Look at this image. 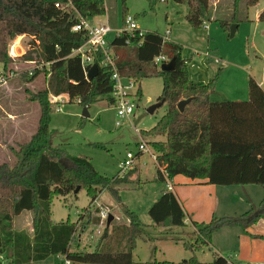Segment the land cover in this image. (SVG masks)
Segmentation results:
<instances>
[{"label":"trees","instance_id":"obj_1","mask_svg":"<svg viewBox=\"0 0 264 264\" xmlns=\"http://www.w3.org/2000/svg\"><path fill=\"white\" fill-rule=\"evenodd\" d=\"M147 1L152 7L157 0ZM173 1L187 4V21L194 27L216 16L218 7L212 9L208 0ZM257 1L246 0V8ZM104 14L103 0H0V64L5 68L7 62H12L7 55L10 40L30 37L33 48L17 61L41 66L33 69L28 81L40 74L47 76L46 88L29 98L40 108L35 133L28 143L18 145V150L13 152L12 167L0 164V264H35L50 256H58L69 264H140L133 260L132 253L148 228H185L182 208L166 188L147 211L151 225L143 224L125 207L123 214L127 223L106 224L90 251L80 249L76 239L79 221L55 223L51 220V202L73 194L77 187L79 191L85 189L91 204L102 191L109 192L119 202V189L127 188L137 171L133 165L121 176L109 178L100 175L87 158L71 156L51 145V97L69 95L70 100L79 98L80 104L88 108L102 96L110 95L109 103L114 104L112 70L101 65L102 52H92L97 73L91 80L85 78L80 56L74 54V50L86 43L87 37L83 31L73 32L72 27L80 18L91 21ZM220 19L214 20L225 31L236 22L234 17L229 21ZM258 21L264 22V10L259 13ZM107 42L121 79L130 80L134 85L144 78L162 80L157 102L164 101L165 113L151 129L140 131L144 137H164L161 142L147 143L156 156L155 181L165 185L162 170L170 181L180 175L218 186L264 187V65L261 86L249 77L246 100L212 101L209 96L213 81H190V58L182 57L181 45L156 32L133 36L124 33ZM158 56L165 57L167 62L173 59L174 70L162 72L161 65L154 62ZM136 95L141 97L139 87ZM189 98L191 101L179 112L177 103ZM22 212L33 213L31 237L12 227L13 218ZM263 213L264 207L259 210L251 207L240 218L214 217L206 224L192 222L196 229L195 244L183 242L182 245L192 251L202 246L212 248L214 232L223 227H239L244 231ZM98 223L97 217L86 220L88 225ZM178 264L198 263L193 256ZM211 264L231 262L213 253Z\"/></svg>","mask_w":264,"mask_h":264},{"label":"rangeland","instance_id":"obj_2","mask_svg":"<svg viewBox=\"0 0 264 264\" xmlns=\"http://www.w3.org/2000/svg\"><path fill=\"white\" fill-rule=\"evenodd\" d=\"M208 1L212 9L218 7L216 16L204 21L200 27H194L187 21L188 7L185 2L157 0L151 7L147 0H103V5L112 27L121 28L123 15L126 14L134 19L141 32H156L161 36L168 32L167 38L181 45L182 57L190 58L189 72L193 76L198 75L205 83L213 81L210 93L212 101L246 100L249 77L263 83L264 22L258 21V15L264 10V0H258L248 8L246 0ZM105 17L97 16L91 21L94 24L102 23ZM233 17L236 22L230 26L236 24L238 27L234 36L230 37L229 30L225 31L214 19L229 21ZM30 40V37H25L20 41V55L33 48ZM207 56L211 58L208 63L205 60ZM33 67L21 61L7 62L5 68L0 64V164L5 163L10 167L15 163L13 152L18 150V145L28 143L37 129L40 108L37 102L29 98L46 88L47 76L40 74L28 81V73ZM121 83L133 104V113L129 120H121L120 126H116L118 119L115 106L109 103L110 95L102 96L88 108L65 95L60 97L61 103L51 104L49 117L52 147L62 148L71 156L87 158L100 175L109 178L121 176V164L128 152L137 155L139 138L136 130L148 131L166 110L163 104L152 114L147 111L161 95V78H144L135 85L130 80L122 79ZM138 87L141 97L136 95ZM84 108L88 118L83 119ZM141 137L146 143L164 140L161 135ZM64 165L70 166L68 162H64ZM134 168L137 171L130 184L127 188L119 189V202L109 192L102 191L91 204L85 189H81L75 195L58 197L51 202V220L55 223L79 221L76 239L80 240V249L87 251L95 247L109 215L113 217L114 224L127 223L123 214L125 207L133 211L143 224L151 225L147 211L165 186L154 180L156 164L148 153L136 157ZM220 188L227 199H231L230 194H235L233 196L240 203L229 201L219 204L217 213L224 214L216 218H240L251 207L256 210L264 207L263 187L248 185ZM231 203L236 205L231 207ZM102 210L108 215L105 220L99 217ZM96 217L99 225L86 224L87 219ZM32 218V212H22L13 218V229L31 237ZM241 230L239 227H223L213 233L212 248L202 246L192 251L182 245L183 242L195 244L196 229L191 223L185 228H148L146 236L136 242L133 260L140 264H178L195 256L198 264H211L213 253H217L231 264H264V213L247 229L248 234L254 235L250 244L238 242L237 235ZM59 259L50 256L45 263L63 264V260L61 262Z\"/></svg>","mask_w":264,"mask_h":264},{"label":"built area","instance_id":"obj_3","mask_svg":"<svg viewBox=\"0 0 264 264\" xmlns=\"http://www.w3.org/2000/svg\"><path fill=\"white\" fill-rule=\"evenodd\" d=\"M56 8H59L58 4L55 5ZM73 32H79L83 31L86 33L87 41L85 44L74 50V54L80 56L81 60V65L83 68V72L85 75V78L87 77V73L90 68H86L87 66L90 65V67L93 65V55L92 52L95 50H100L103 55V61L101 65L103 66H108L112 70V75L111 79L113 81V93H112V98L116 110V116H117V122L116 126H120L121 120L128 119L133 113V104L128 98V94L126 92V88L123 86L121 83V78L116 72L115 66H114V61H113V56L111 53L110 48L108 47V42L110 41L113 37L119 36L121 34H129L131 36L137 34L141 35L144 32H141L137 26L135 25V21L132 17L125 15V17L122 19V27H112L109 22L105 23H99V24H94L89 20H86L84 18H80L78 23H76L72 27ZM168 34V32H167ZM167 34L164 36L166 39ZM25 38V36H19L16 37L12 40L9 41L8 44V50H7V55L11 59L12 62H16L17 59L20 57L18 55L19 49H20V41ZM154 62L158 65H162L164 63H167V60L163 56H158L154 59ZM26 63V62H22ZM32 65H34V68H38L41 66H38L34 62H30ZM29 71L28 75H32V71ZM87 79V78H86ZM63 97V96H61ZM52 104L54 103H61L60 97H51L50 98ZM77 102L80 103L79 98H75ZM136 134L139 138V142L137 144L138 147V153L144 154L145 152L149 154L150 158L153 160V163L157 165L156 163V156L148 146L145 140L142 139L140 132L136 130ZM136 160V155H134L131 152H128L125 156V159L123 163L121 164V171L124 173L126 171H129L133 168L134 161ZM162 176L165 181V188L169 191L171 190V181L167 178L166 174L161 170ZM107 213L104 212L103 210L99 212V217L101 220H105L107 218ZM63 264H69V261L65 260Z\"/></svg>","mask_w":264,"mask_h":264},{"label":"crops","instance_id":"obj_4","mask_svg":"<svg viewBox=\"0 0 264 264\" xmlns=\"http://www.w3.org/2000/svg\"><path fill=\"white\" fill-rule=\"evenodd\" d=\"M106 12L107 11L105 10L104 15H106V17L102 23L110 21V16H108L106 14ZM91 22H93V21H91ZM97 24H99V23H97ZM20 50H22L21 44H20L19 52H20ZM19 52H18L19 56H22L25 53V52H22V55H20ZM205 60L208 63L211 61V58H208V56H207V58ZM215 63H217V62H215ZM22 64L28 65V66L32 65V63H30V62H26V63H22ZM188 77H189L190 81H192L194 83H197V82H204L205 83V81L203 79H200V77H198V75L193 76L189 72V70H188ZM258 85L261 86L262 84L258 83ZM209 98H210V96H209ZM37 125H38V123H37ZM32 136L33 135H31V137ZM171 186H172V188L169 191L174 194V196L176 197V199L178 200V203L180 204V206L182 208V211H183L184 216H185V218H184V224L185 225H188L189 223H192V222H195L197 224L204 223L205 221L210 222V220L212 218H214V217L216 218V216H220L221 214H224V213H217V211L220 209L219 204H223V203H226L229 201L240 203L239 199H237V197L233 196L235 194L232 195L229 193L231 196V199H227V197L223 195L224 190H220L221 189L220 187H224V186L206 184L204 181L191 180V179L185 178V177L180 176V175L174 177L171 180ZM245 186H248V185H245ZM256 186H258V185H256ZM242 187H244V186H242ZM260 187H262V186H260ZM262 189L264 191V187ZM162 192H163V190L161 191V193ZM235 205H236L235 203H231V207H234ZM220 218H222V217H220ZM247 229L244 231L241 230L240 234L237 235L238 236L237 240H238V242H240V244L248 245V244H250V240L252 238H254V235L247 233ZM77 241L79 243L80 240L77 239ZM213 248H215L217 250V248L215 246H213ZM55 257L59 258L58 256H55ZM59 260H61V259H59ZM61 262H62V260H61ZM35 264H54V263H45V261H43V262L35 263Z\"/></svg>","mask_w":264,"mask_h":264},{"label":"water","instance_id":"obj_5","mask_svg":"<svg viewBox=\"0 0 264 264\" xmlns=\"http://www.w3.org/2000/svg\"><path fill=\"white\" fill-rule=\"evenodd\" d=\"M238 25L236 24H232L230 27H229V36L230 37H233L234 34H235V31L237 29ZM160 70L162 72H170V71H173L174 70V60H170L169 62L167 63H164L160 66ZM96 73H97V67L96 65H92L87 73V79L88 80H91L93 77L96 76ZM192 98H189V99H185V100H181L177 103L176 105V108L179 112H183L185 106L191 101ZM164 104V101H159V102H156L154 105H152L147 111L148 113L152 114L154 112L155 109L161 107L162 105ZM82 117L83 118H88V114L86 112V108L83 109V112H82ZM79 187H77L74 191H73V194H77L78 191H79ZM113 220V217L111 215L108 216L107 218V221H106V224L109 225V223Z\"/></svg>","mask_w":264,"mask_h":264}]
</instances>
